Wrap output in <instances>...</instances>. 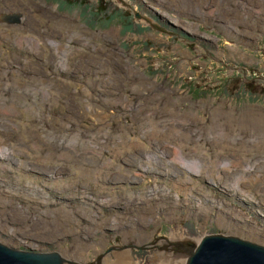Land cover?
I'll use <instances>...</instances> for the list:
<instances>
[{"label": "rangeland", "instance_id": "rangeland-1", "mask_svg": "<svg viewBox=\"0 0 264 264\" xmlns=\"http://www.w3.org/2000/svg\"><path fill=\"white\" fill-rule=\"evenodd\" d=\"M218 1L0 0V17L20 14L0 18V241L31 239L74 264L124 249L162 264V251L218 231L264 244V0ZM56 14L89 41L72 42ZM48 40L78 53L63 61ZM216 106L259 116L260 132L219 136L231 128ZM238 165L253 167L239 184Z\"/></svg>", "mask_w": 264, "mask_h": 264}, {"label": "water", "instance_id": "water-1", "mask_svg": "<svg viewBox=\"0 0 264 264\" xmlns=\"http://www.w3.org/2000/svg\"><path fill=\"white\" fill-rule=\"evenodd\" d=\"M19 15L4 13L3 17L9 22H18ZM191 239L193 242L189 246L182 244L180 248L186 256L184 264H264V244L240 235L218 231L205 233L198 241ZM21 240L27 245L26 248L13 247L0 241V264L76 263L57 249L45 250L39 244L34 245V241Z\"/></svg>", "mask_w": 264, "mask_h": 264}, {"label": "bare ground", "instance_id": "bare-ground-1", "mask_svg": "<svg viewBox=\"0 0 264 264\" xmlns=\"http://www.w3.org/2000/svg\"><path fill=\"white\" fill-rule=\"evenodd\" d=\"M147 1V0H146ZM152 1V0H151ZM220 2H221V0H219ZM218 1V2H219ZM224 1V0H223ZM227 2H229V0H226ZM249 1V0H248ZM193 2V1H192ZM197 2V1H196ZM254 2V1H253ZM252 2V3H253ZM145 3V2H144ZM168 3V2H167ZM230 3V2H229ZM236 4V3H235ZM239 4V3H238ZM144 6V5H143ZM149 6V5H148ZM181 6V5H180ZM198 6V5H197ZM196 6V7H197ZM208 6V5H207ZM227 6V5H226ZM241 6V5H240ZM186 7V6H185ZM195 7V6H194ZM199 7H201V6H199ZM221 7H222V9L225 11V6H223V3H222V5H221ZM251 7V6H250ZM144 8V7H143ZM190 8V7H189ZM198 8V7H197ZM229 9V8H228ZM263 10V9H262ZM200 11V10H199ZM254 11V10H253ZM261 11V10H260ZM196 12H198V11H196ZM229 12V11H228ZM259 12V11H258ZM47 13V12H46ZM145 13V12H144ZM205 13V12H204ZM225 13H226V11H225ZM263 13V12H262ZM68 14V13H67ZM213 15V14H212ZM223 15V14H222ZM47 16H48V14H47ZM70 16V15H69ZM226 16V15H225ZM224 16V17H225ZM19 17H20V15H19ZM51 17L53 18V19H55V17L54 16H52L51 15ZM1 19H4V18H2V17H0ZM46 18V17H45ZM56 18H57V22L58 23H61L62 25H64L65 27H67V29H68V31L69 32H66V35H67V37L69 38V39H71L72 40V42H76L75 41V39H79V40H82V41H85V42H88L89 41V38L91 37V35H89V34H87L86 33V31L84 30V29H87L86 27H83V26H81L80 25V23L78 22V21H76V20H74L73 18H71V17H64V18H62V17H59V15H57L56 14ZM52 19V20H53ZM159 20H165V19H163V18H158ZM5 20V19H4ZM79 20V19H78ZM55 21V20H54ZM166 21V20H165ZM217 21V20H216ZM9 22V21H8ZM18 22H20V21H18ZM76 22H78L79 24H77ZM161 23V22H160ZM80 26L83 28V30L80 28ZM174 26H176V24L174 25ZM170 27V26H169ZM14 28V27H13ZM69 28H71V30L69 29ZM20 29V28H19ZM38 30V29H37ZM36 29H34V31H36L37 32V34L38 33H40V32H38ZM67 31V30H66ZM89 31V30H88ZM182 31V30H181ZM35 32V33H36ZM47 32V31H46ZM68 33V34H67ZM84 33V34H83ZM107 34L106 35H108V36H110V34L111 35H114L115 33H116V31L113 33V31H110V32H106ZM174 33H177L176 31H174ZM36 34V35H37ZM99 35H105V32L104 33H98ZM33 35V34H32ZM35 35V34H34ZM40 35V34H39ZM93 35V34H92ZM183 35V34H182ZM41 36V35H40ZM49 36V35H48ZM116 36V35H115ZM47 37V36H46ZM51 37H52V35H51ZM95 37V36H94ZM97 37H98V35H97ZM111 37V36H110ZM5 38V37H4ZM3 38V39H4ZM18 38V37H17ZM53 38V37H52ZM51 38V39H52ZM28 39H34V37H32V36H29L28 37ZM27 39V40H28ZM40 39V38H39ZM42 39V38H41ZM46 39H48V38H46ZM60 39V38H59ZM12 40V39H11ZM16 40V39H15ZM22 40V39H21ZM92 40V39H91ZM34 41H35V39H34ZM65 41V40H64ZM2 42V41H1ZM23 42V41H22ZM39 42V41H38ZM37 41H36V44H39ZM62 42V41H61ZM61 42H59V41H56V40H48V44L50 45V46H52V48L54 49V51L55 52H57V55L59 56V58L61 59V60H63V61H65V59L71 54V52H72V50H74L75 48L74 47H72V46H70L69 44L66 46V49H63L62 47L65 45V43H61ZM21 43V42H20ZM45 44V43H44ZM44 44H42V45H44ZM58 44L60 45V46H62V47H59L58 46ZM90 44V43H89ZM18 45V44H17ZM22 45V44H21ZM93 45V44H92ZM45 46V45H44ZM217 46V45H216ZM15 49V48H14ZM17 49V48H16ZM34 49V48H33ZM32 49V50H33ZM36 49H37V47H36ZM43 49V48H42ZM49 49V48H48ZM47 49V50H48ZM78 49V48H77ZM74 50V51H76V53H78V50ZM216 49V48H215ZM35 51V50H34ZM236 51V50H235ZM38 52V51H37ZM100 52V51H99ZM40 53V52H39ZM44 53V52H43ZM75 53V54H76ZM231 53V52H230ZM42 54V53H41ZM244 54V53H243ZM233 55V54H232ZM244 55H246V54H244ZM62 56L64 57V59L62 58ZM59 58H58V60H59ZM59 62H60V60H59ZM67 62V61H66ZM69 62V61H68ZM58 64V63H57ZM61 66V65H60ZM68 67L69 66H67V69H68ZM7 70H8V68H7ZM137 70V69H136ZM16 71V70H15ZM138 73V72H137ZM5 74V73H4ZM16 75V74H15ZM139 75V74H138ZM13 77V76H12ZM136 78V77H135ZM18 79V78H17ZM148 80V79H147ZM139 81V80H138ZM143 82V81H142ZM93 83V82H92ZM133 84V83H132ZM151 84V83H150ZM144 85V84H143ZM0 86H2V85H0ZM87 86V85H86ZM159 86V85H158ZM5 87V86H4ZM8 87V86H7ZM10 87V86H9ZM135 87V86H134ZM133 87V88H134ZM77 88V87H76ZM158 90H159V88H157ZM156 90V89H155ZM165 90V89H164ZM87 91V90H86ZM152 91V90H151ZM154 91V90H153ZM152 91V92H153ZM85 92V91H84ZM159 92V91H158ZM88 93V92H87ZM91 93V92H90ZM89 93V94H90ZM103 93V92H102ZM153 94H155V93H153ZM138 95V94H137ZM157 95V94H156ZM156 97V96H155ZM54 99V98H53ZM179 99V98H178ZM172 100H173V98H172ZM57 101H58V99H57ZM176 101V100H175ZM50 103H51V101H50ZM49 103V104H50ZM57 103V102H56ZM12 105V104H11ZM160 105V104H159ZM2 106V105H1ZM178 106V105H177ZM182 106V105H181ZM2 107H4V106H2ZM126 107V106H125ZM164 108V107H163ZM224 108V107H223ZM8 109V108H7ZM156 109V108H155ZM177 109V108H176ZM129 110V109H128ZM124 111V110H123ZM154 111H156V110H153V112ZM126 112H128V111H126ZM149 112H150V110H149ZM157 112V111H156ZM129 113V112H128ZM244 113V112H243ZM100 114V113H99ZM124 114V113H123ZM148 114V113H147ZM151 114V113H150ZM214 114L217 116V117H221V116H225L227 119V123H225V125L224 126H226V127H229V128H231V130L229 131V130H222V131H219L218 132V135L219 136H221V137H227V136H229V135H231V134H237L238 132H239V130H240V132L241 133H238V134H242V133H244L245 134V136H247L246 134H248V132H250L249 130L252 128V127H254V129H257L259 132H260V124H261V120L259 119V116H252V115H250L249 114V116H250V118L251 119H247V118H242V117H237V116H235V115H233V114H231V113H226L225 111H223L222 109H220V107H218V106H216L215 107V110L213 111V118H214ZM105 115V114H104ZM103 115V116H104ZM156 115V114H155ZM102 116V117H103ZM211 117V116H210ZM248 117V116H247ZM101 118V117H100ZM99 118V119H100ZM102 119V118H101ZM149 119V118H148ZM132 122V121H131ZM147 122V121H146ZM152 123V122H151ZM176 124V123H175ZM214 124V122L212 123V125ZM164 126V125H163ZM168 126V125H167ZM160 127V126H159ZM165 127V126H164ZM176 128V127H175ZM236 130V133L234 132ZM238 131V132H237ZM143 132V131H142ZM178 132V131H177ZM264 133V132H263ZM172 134V133H171ZM244 134H242V135H244ZM257 135V134H256ZM258 135H259V133H258ZM261 136L263 135V134H260ZM155 136V135H154ZM260 136V137H261ZM252 137V136H251ZM253 137H254V134H253ZM252 137V138H253ZM262 137H264V135L262 136ZM253 140H254V138H253ZM263 140V138H261L260 140H257L256 141V143L258 142V141H262ZM134 145H135V143H134ZM25 147V146H24ZM142 148H143V146H142ZM136 149V148H135ZM7 150V149H6ZM141 150V149H140ZM24 153V152H23ZM7 154V153H6ZM3 155V154H2ZM9 155V154H8ZM127 155V154H126ZM148 157V156H147ZM154 157V156H153ZM191 157H192V154H191ZM6 158V157H5ZM48 158H49V156H48ZM126 158V157H125ZM125 158L123 159V160H125ZM154 158H149V160L147 161L149 164L152 162L151 160H153ZM174 159H176V160H178V162H181L183 165H185L189 170H194V171H196V172H202V173H205L206 175H209V173H208V169L207 168H202V169H200V168H198V166H197V163H196V161H194V160H191L190 158H186V157H181V156H179V155H176L175 157H174ZM147 160V159H146ZM13 161V160H12ZM6 162V161H5ZM16 162V161H15ZM143 162H144V160H143ZM146 162V161H145ZM232 162H234V163H237V162H239V159L237 158V159H225V160H218L217 161V163H215V164H217L218 166H222L223 164H225L223 167H227V168H233V167H235L236 165L234 164V163H232ZM24 163V162H23ZM23 163L22 164H20V165H23ZM142 163V162H141ZM148 163H146V164H148ZM173 163V162H172ZM228 163V164H227ZM104 164V163H103ZM154 164V163H153ZM7 165V164H6ZM19 165V166H20ZM106 165H107V163H106ZM143 165V164H142ZM25 166V165H24ZM147 166V165H146ZM151 168H152V166L153 165H149ZM218 166H215V168H218ZM143 167H145V166H143ZM237 167H239V168H241L242 169V171H241V173H239V175H236L235 176V179H234V181H236L237 180V183L239 184V182H240V180L243 178V177H247V176H245V175H243V171H248V170H250V171H252L253 170V167L251 166V165H245V166H240V165H238ZM10 168V167H9ZM146 168V167H145ZM148 168V167H147ZM154 168V167H153ZM159 168V167H158ZM40 169V168H39ZM149 169V168H148ZM12 170V169H11ZM50 170V169H49ZM48 170V171H49ZM108 170V169H107ZM151 170V169H150ZM157 170V169H156ZM212 171L213 170H215V169H211ZM15 171V170H14ZM17 171V170H16ZM19 172V171H18ZM24 172H26V171H24ZM47 172V171H46ZM2 173V172H1ZM28 173V172H27ZM205 175V176H206ZM27 176H29V175H27ZM4 177V176H3ZM10 177V176H9ZM94 177V176H93ZM133 177V176H132ZM258 177V176H257ZM35 178V177H34ZM38 178V177H37ZM99 178V177H98ZM5 179H7V178H5ZM30 179V178H29ZM102 179V178H101ZM248 179V178H247ZM258 179V178H257ZM10 181V180H9ZM138 181V180H137ZM140 181V180H139ZM184 181H185V179H184ZM187 181V180H186ZM247 181V180H246ZM45 182V181H44ZM225 182H231V181H225ZM258 182V181H257ZM187 184V183H186ZM134 185V184H133ZM243 185V184H242ZM185 186V185H184ZM11 188V187H10ZM244 189V188H243ZM246 189V188H245ZM61 190V189H60ZM65 190V189H64ZM72 192H73V190H71ZM70 191V192H71ZM69 192V191H68ZM67 192V193H68ZM69 192V193H70ZM40 193H42V192H40ZM196 194V193H195ZM229 194V193H228ZM57 195V194H56ZM71 195V194H70ZM74 195V194H73ZM227 195V194H226ZM232 195V194H231ZM238 195V194H237ZM248 195V194H247ZM239 196V195H238ZM62 197V196H61ZM68 197V196H67ZM79 197V196H78ZM178 197V196H177ZM208 197V196H207ZM250 197V196H249ZM261 197V196H260ZM71 198V197H70ZM180 198V197H179ZM202 198V197H201ZM213 198V197H212ZM231 198V197H230ZM229 198V199H230ZM58 199V198H57ZM108 199H109V197H108ZM188 199V198H187ZM232 199V198H231ZM81 200V199H80ZM257 200V199H256ZM63 201V200H62ZM104 201V200H103ZM135 201V200H134ZM143 201V200H142ZM198 201V200H197ZM214 201V200H213ZM221 201V200H220ZM223 201H224V199H223ZM66 202H70V201H66ZM138 201H136V203H137ZM203 202H204V200H203ZM260 202V201H259ZM258 202V203H259ZM210 203V202H209ZM204 204V203H203ZM212 204V203H211ZM125 205V204H124ZM123 205V206H124ZM148 205V204H147ZM170 205V204H169ZM192 205V204H191ZM197 205V204H196ZM235 205V204H234ZM141 206V205H140ZM143 206V205H142ZM125 207V206H124ZM145 207V206H144ZM225 207V206H224ZM155 208V207H154ZM159 208V207H158ZM196 208V207H195ZM215 208V207H214ZM222 208V207H221ZM231 209V208H230ZM159 210V209H158ZM165 210V209H164ZM163 210V211H164ZM169 210V209H168ZM171 210V209H170ZM173 210V209H172ZM228 210V209H227ZM162 211V212H163ZM229 211V210H228ZM237 211V210H236ZM241 211V210H240ZM152 212V211H151ZM167 212V211H166ZM231 212V211H230ZM247 212V211H246ZM96 213V212H95ZM264 213V212H263ZM92 214V213H91ZM91 214H89V215H91ZM94 214V213H93ZM186 214V213H185ZM217 215V214H216ZM253 215V214H252ZM234 216V215H233ZM222 217V216H221ZM242 218V217H241ZM144 219H145V217H144ZM249 219V218H248ZM110 220V219H109ZM114 220V219H113ZM231 220V219H230ZM144 221V220H143ZM93 222H95V221H93ZM260 223V222H259ZM155 224V223H154ZM109 225V224H108ZM259 225V224H258ZM124 227V226H123ZM155 227V226H154ZM158 227V226H157ZM255 227V226H254ZM113 228V227H112ZM14 229V228H13ZM11 230V229H10ZM19 231V230H18ZM22 231V230H21ZM119 231V230H118ZM155 231V230H154ZM153 231V232H154ZM8 233V232H7ZM21 234V233H20ZM4 235V234H3ZM23 236V235H22ZM180 236H183L182 234L180 235ZM32 237V236H31ZM36 238V237H35ZM44 238H46V237H44ZM172 238H174V237H172ZM20 239V238H19ZM42 239V238H41ZM183 239V238H182ZM21 240V239H20ZM31 240V239H30ZM55 240V239H54ZM76 240V239H75ZM185 240L186 239H183V241L185 242ZM197 241H198V239H196ZM53 241V240H52ZM51 242V241H50ZM184 242H181L180 244H184ZM35 244V243H34ZM44 246V245H43ZM79 248H81L80 246H79ZM94 248V247H93ZM76 249V248H75ZM101 249V248H100ZM77 250V249H76ZM164 250V249H163ZM180 250V249H179ZM131 251L129 250V249H124V250H122V251H120V252H117V253H115V254H117L115 257L116 258H112V257H108V255H107V257H106V253L103 255L104 257H106L105 259L103 258V260H105L104 262H100V264H137V262L136 261H134L133 260V258H132V254L130 253ZM163 252V254H164V256H165V258H166V260L162 263V264H173V261H175V260H177L178 262H180L178 259H180V256H184L185 257V254H183L182 252H181V250H180V252L178 253V254H176V253H170V252H172V250H166V251H162ZM162 252H160V253H162ZM161 255V254H160ZM157 256V255H156ZM162 257H163V255H162ZM183 257V258H184ZM75 258V257H74ZM112 259V262L110 263L108 260L109 259ZM182 258V259H183ZM161 259V258H160ZM100 260V259H99ZM163 260V259H162ZM160 262V261H159ZM175 263H176V261H175ZM181 264H183V262H180ZM74 264V263H73ZM99 264V263H98Z\"/></svg>", "mask_w": 264, "mask_h": 264}]
</instances>
